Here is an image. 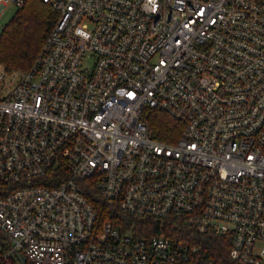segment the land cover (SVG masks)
Masks as SVG:
<instances>
[{"label":"built area","instance_id":"1","mask_svg":"<svg viewBox=\"0 0 264 264\" xmlns=\"http://www.w3.org/2000/svg\"><path fill=\"white\" fill-rule=\"evenodd\" d=\"M43 1L58 15L33 62L0 66V264H220L211 236L264 264V0ZM144 107L183 123L175 142ZM87 179L193 238L101 217Z\"/></svg>","mask_w":264,"mask_h":264},{"label":"trees","instance_id":"2","mask_svg":"<svg viewBox=\"0 0 264 264\" xmlns=\"http://www.w3.org/2000/svg\"><path fill=\"white\" fill-rule=\"evenodd\" d=\"M57 15V11L49 2L25 0L23 6L18 8L1 28L0 66L5 70L29 68ZM142 113L153 137L169 143L176 141L183 127L180 120L155 107H144ZM83 184L85 196L96 206L101 217H110L117 223L131 225V228L141 235L162 232L177 239L193 238L179 221L126 215L115 205L102 201L88 179ZM206 242L220 264H229V243L226 238L211 236Z\"/></svg>","mask_w":264,"mask_h":264},{"label":"rangeland","instance_id":"3","mask_svg":"<svg viewBox=\"0 0 264 264\" xmlns=\"http://www.w3.org/2000/svg\"><path fill=\"white\" fill-rule=\"evenodd\" d=\"M17 8L13 5H7L0 13V31L3 25L11 18Z\"/></svg>","mask_w":264,"mask_h":264},{"label":"water","instance_id":"4","mask_svg":"<svg viewBox=\"0 0 264 264\" xmlns=\"http://www.w3.org/2000/svg\"><path fill=\"white\" fill-rule=\"evenodd\" d=\"M18 256V258L20 259V261H21V263H23L24 262V257L22 256V255H17Z\"/></svg>","mask_w":264,"mask_h":264}]
</instances>
